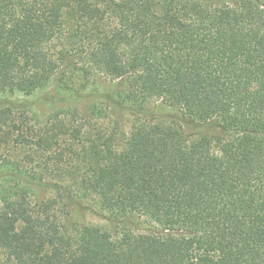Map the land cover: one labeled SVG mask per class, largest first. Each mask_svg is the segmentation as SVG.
I'll return each instance as SVG.
<instances>
[{
    "label": "trees",
    "instance_id": "obj_1",
    "mask_svg": "<svg viewBox=\"0 0 264 264\" xmlns=\"http://www.w3.org/2000/svg\"><path fill=\"white\" fill-rule=\"evenodd\" d=\"M102 78L125 86L38 129L0 106L3 264H264V0H0V101ZM152 102L178 114L120 145L108 107ZM87 200L114 234L65 229L62 203Z\"/></svg>",
    "mask_w": 264,
    "mask_h": 264
},
{
    "label": "rangeland",
    "instance_id": "obj_2",
    "mask_svg": "<svg viewBox=\"0 0 264 264\" xmlns=\"http://www.w3.org/2000/svg\"><path fill=\"white\" fill-rule=\"evenodd\" d=\"M94 2L100 0H92ZM206 3L211 4L214 7H222L224 5L228 6H236L237 0H204ZM125 84H122L119 81H110L105 78L99 79L95 84L86 89L84 96L74 94L69 96L68 98H57L56 101L50 100L48 101H39L34 102V106L30 108H25V96L21 94H7L0 101L1 107L13 108L16 112L15 118L20 121L19 114L22 111L29 114L33 120H29L32 127L40 128L47 124L50 117L57 112L67 110V109H78L84 115H88V109L92 107V105L104 102L101 98L105 93H111L114 96L116 91L123 88ZM124 91V90H121ZM44 93V92H43ZM42 92H38L37 96L43 95ZM60 93V92H59ZM114 94V95H113ZM64 95V94H62ZM31 105V104H30ZM110 106V105H108ZM110 110V121L116 124L119 128L120 133V145L125 142V139L128 137L134 119L136 117H141L143 119L149 118L154 119H168L172 120L177 114V110L172 107H168L162 102H152L147 107V112L142 114V116H138L133 110L131 106L128 104L123 105H115L108 107ZM152 113H154L152 115ZM150 116V117H149ZM197 131H190L191 135H195ZM212 134H216L215 131H211ZM15 145H10L9 147H1L0 146V155L6 153H15L18 149L15 148ZM50 189L41 188L39 190V195L41 198L46 197V195L50 196ZM66 201L62 203L61 207H59V213L66 214L63 217V222L65 225V229L71 231L74 226H90V227H99L105 231L112 232L113 234L116 231V226L110 222L107 215L102 211L97 201L95 200H87L80 201L75 203H70L67 208H65ZM136 229H140L141 231H145L147 228H150L148 224L144 223L143 220H136ZM0 264H3L2 257H0Z\"/></svg>",
    "mask_w": 264,
    "mask_h": 264
}]
</instances>
